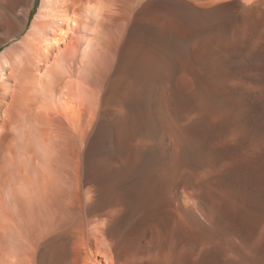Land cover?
<instances>
[{
	"label": "bare ground",
	"instance_id": "1",
	"mask_svg": "<svg viewBox=\"0 0 264 264\" xmlns=\"http://www.w3.org/2000/svg\"><path fill=\"white\" fill-rule=\"evenodd\" d=\"M150 2L155 6H164L162 16L169 17L170 24L188 23L193 28L190 35L184 32L176 35L181 44H207L213 34L220 35L228 29L222 24L215 26L210 23L206 26L209 20L217 17L234 19L237 23L260 15L258 21L264 24V0H41L27 30L37 0H0V49L10 40H16L0 52V264H117L114 254L111 256L112 253H109L112 249H109L111 243L107 227L116 220L119 207L117 205L118 208L107 211L96 209L95 196L101 184L96 177L84 176L91 163L88 160L85 162L83 148L92 131L97 129L98 135L103 134L114 118L125 114L123 103L114 96L118 91L110 88L108 94L102 97V90L95 85L98 81L93 80L96 77H91L95 68L110 63V53L114 48H109L112 45L116 47L112 39H115L114 35L120 27L118 20L141 15ZM130 24L120 67L130 72L126 85L132 94H143L152 99L150 92L160 83L156 76L151 77L150 72L156 70L154 63L163 53V36L155 31L147 33L144 24ZM197 57L196 67L209 61V70H216L218 60ZM256 61L251 62L254 64ZM225 69L231 70V63H227ZM242 86L232 85L227 88L228 92L222 91L223 87L215 90L217 98L221 93L225 101L241 104L234 110L233 105L227 106V102L226 107H221L223 103H220L224 100L219 99L222 100L220 102L213 91L203 87H198L197 93L185 96L191 103L189 112L195 110L198 114L203 109H209L208 106L216 112L220 106L226 113V119L215 127H209V123V126L204 123L206 113L205 117H201L202 112H199L201 118L195 114L190 125L185 127L178 119L190 118H184L186 112H182L183 117H178L176 124L179 144L176 153L172 152L177 155L182 184L179 185L180 179L177 178L179 170L176 173L167 171L171 173L168 176L166 171L156 172L155 176L152 174V183L147 181L150 185L145 186L144 192L141 189V209L151 204H157V208L165 199L168 201L166 212L171 213L174 220L181 217L185 219L184 223L200 230L195 236L194 232L193 235L190 232L194 239L192 252L199 257L197 264H264V86ZM122 94L124 96V92ZM114 98L115 106L109 108V102ZM133 99L137 107L142 104ZM216 100L220 103L212 107L211 103H216ZM145 110L142 112H149V109ZM143 116L142 119L148 118L140 121L144 122L143 125L155 124L152 120L154 114ZM125 117L124 120L121 117L122 122H128ZM130 120L133 122L134 119ZM189 142L191 148L187 146ZM98 147L101 149L102 145ZM135 147L140 154L151 155L146 143H138ZM104 159L107 161V158ZM207 160L211 163L199 165ZM92 163L98 166L100 161L96 158ZM117 171L118 168L113 169L114 173ZM181 187L179 194L177 190ZM142 220H151L157 226L163 223L162 214L157 211H146ZM203 243L206 248L202 251L200 244L203 246Z\"/></svg>",
	"mask_w": 264,
	"mask_h": 264
},
{
	"label": "rangeland",
	"instance_id": "2",
	"mask_svg": "<svg viewBox=\"0 0 264 264\" xmlns=\"http://www.w3.org/2000/svg\"><path fill=\"white\" fill-rule=\"evenodd\" d=\"M40 4H41V0H37L36 7L33 10L32 16L30 17V22H29L27 30L30 28L31 22L35 18L36 14L39 10ZM149 7H150V9H149ZM161 7L162 6H155L152 2H150L148 4V6L146 7V11L143 13H140L141 15H139V14L137 16L136 15H132V16L130 15L128 17L120 18L119 19L120 21L118 20V22L120 23V24L118 23L120 27H119V29H117V31L115 33L116 35H114L115 39H112V41H114L112 44H115L116 47L112 45V48H109L111 50L114 48L113 52L110 53V58H111L110 63L107 62L105 64V65H108V67H106L105 65H103V66H105V67H103L101 65L100 68L98 67L99 69L95 68L94 69L95 72L93 71L94 73L91 77L92 79L96 77L93 80H95V82H96V80L98 81L97 84H95V85H97V87L100 88V90H102L101 91L102 97H104L103 95H106L107 91H109L110 88L118 91V92L114 93V96H117V98L119 97V100L123 103V110H124L123 114H125V115H122L121 117L123 118V116L124 117L127 116V117H125V119L128 120V122L123 121V122H126L124 124L122 122V120H124V118L122 120H121V117L114 118L115 120H113V122L110 123V125H109L110 127L107 126V129H105L102 132L103 134L99 133V135H98V132H96L97 129L95 128L96 131L94 130L90 133V135L88 137L87 145L84 146V148H83V152L85 153L84 154L85 162L88 160L91 163V165H90L91 168L87 171L85 170L86 172H85L84 176L86 178L88 176H92L94 178L96 177V179H98L97 180L98 184L102 185V186L100 185L97 188V193H96L97 197L95 196V207H96V209L97 210L99 209L102 211L103 210L107 211V210H110L112 208H115L117 205L119 207V208L116 207L119 209L117 211L116 220L111 224V226L107 227L108 228L107 232L109 231L108 232V240L114 239L113 241L109 240V242L111 243L109 249L110 250L112 249L109 253L110 254L112 253L111 256L114 254L113 257L115 256L114 259L116 260L117 264H197L196 263L197 258H199V257H195V254L192 252L193 251L192 244H193L194 239H192L191 234H192V232H194L193 233L194 236L198 235L200 230L197 227H196L197 229L195 227L193 229L192 226H189L188 224L184 223L183 220H185V219H181V217H179V216H178L179 218L174 220V217L171 215V213L166 212L168 210V207L166 205V204H168V201L165 199H163V201H161L159 203L157 208H156L157 204H151L147 208H143L145 210L141 209L143 207L142 206V204H143V201H142L143 192H144L145 188L148 186V184L152 183V180L154 179L152 174L154 175V174H156V172H161V173L163 172L164 173L166 171V176H168L169 172L176 173V171L179 170V167H178L177 162H176L177 155L175 156L173 154V153H176V147L179 144L178 139H180L179 133H177L178 131L176 129L177 128L176 124L179 121L182 125L185 124L184 126L187 127L188 125H190L189 123L192 119H194L196 116L200 117L201 113H199V112H202L201 117L202 116L205 117L204 114L206 113L207 117L205 118L204 123H207L205 125H208V123H209L210 124V126L208 125L209 127H215V126H217V124H219L220 122H223L224 119H226V116H225L226 113L224 112L223 108H220V106L217 108V110L214 109V110H216V112L213 111V108H211L210 106H208L209 109L206 108V109L199 111L198 112L199 115L196 113L197 111L195 112V110L189 112V106L191 103H189V101L186 99L185 96L193 95L195 92L197 93L196 90L199 89L198 87H201V88L203 87L206 90L213 91L214 96L216 97V99L219 100V99L223 98V97H221L222 94L218 93L219 97L217 98V93H215V90H218V89L220 90L222 87H223L222 91L225 90L226 92H228V89L232 85L233 86H240V85L242 86V85L246 84V85L242 86L243 88L244 87L247 88L250 85H252L253 88H257L255 86H253V84H255L256 86H259L258 88H262L264 86V58H263L264 55H262V54H264V52H262V51H264V49H263L264 48V27H263L264 24H260V22H259L260 21V15H254L252 19H250V18L249 19L248 18L242 19V20H240L241 22L238 21L237 23L234 22L235 21L234 19L232 21L231 19H226V18L223 19L220 17H217L213 20H209V23L206 20V21H204V23L207 22L206 26H208L210 23H213L215 26L218 24L219 25L222 24L224 27H228V29H224V32H221L220 35L217 34L218 36L216 34H213V36H211L212 40L207 41V44L192 45V44H189L187 42L181 44L178 41V39L176 38V35L178 33H182V34L185 33L186 35H190L193 31V28L189 27L188 23H185V24L180 23L178 25L170 24L171 19H169V17L162 16V12L164 11V9H163L164 6L162 8ZM153 10H155V11H153ZM149 12H151V13H149ZM142 14H144V15L142 16ZM148 14H149V16H148ZM257 16H259V18H257ZM133 18H134V20H133ZM254 18H255V20H254ZM138 19H139V21H138ZM246 21L249 22L250 25L248 23H246V25H245ZM256 21L258 22V24ZM130 22L132 24H134V23L135 24H139V23L144 24L147 27L146 28L147 33L152 34L155 31V32H158L159 35L163 36V38L161 39L162 50H163L162 52L163 53L161 54L160 59H158V61H156L154 63L156 65V68H155L156 70H154L153 72L152 71L150 72V75L152 74L151 77L156 76L158 84L160 83L158 88H155V89H153V91L150 92V97L152 99H150L149 97H145L143 94H141V96L140 95L138 96L137 93L133 95L132 91H130L129 87L126 85L127 79L130 75V72H129V70L123 69L120 67V61H121V56H122L121 53L126 49V46H127L126 41L128 39L127 34L129 31V29H128L129 25L128 24H130ZM251 23H252V25H251ZM132 24H130V25H132ZM253 24H255V25H253ZM202 26H205V25L202 24ZM230 29H231V31H230L231 33L229 32L230 34L229 33L227 34L226 32ZM257 29H259V30H257ZM260 29H262V30H260ZM120 33H121V35H119ZM233 34H234V36H233ZM239 34H240V36H239ZM116 36H117V38L120 36V38L116 39ZM167 36H170V37L167 38ZM222 36H223V38H221ZM232 37H233V39H232ZM215 38H217V40ZM115 40H116V42H115ZM175 40H177V41H175ZM235 40H239V41L235 42ZM244 40H246V41H244ZM15 41L16 40H10L7 44H5L0 49V52H2V50L5 47L9 46L10 44H12ZM243 41H244V43H243ZM141 48H142V44H141V46L138 47L139 51ZM258 49L260 50V52L257 53ZM211 50H212V55L210 54ZM164 51H166V52H164ZM248 51H252V53L248 52ZM197 56L202 57V58L204 57L206 59L211 57L213 60H216V61L218 60V62L215 65V66H217L216 70H212V71L209 70V68H208V64H210L209 61L206 62L205 65H201L200 67H196L195 60H196V58H198ZM250 57H251V59H250ZM257 57H259V58H257ZM254 58L258 61L254 60ZM249 60H250V62H249ZM251 61H253V62L256 61L257 63L255 62L254 63L255 65H254ZM227 63L228 64L231 63L232 69L234 67L235 68L233 70L229 69V71H228V69H225ZM246 64H247V66H246ZM242 66H243V68H241ZM102 67H103V69H102ZM237 67H239L240 69H238ZM233 72H235V73H233ZM204 75H205V77H204ZM90 76H91V74H90ZM210 77H211V79H209ZM232 77H233V79H232ZM97 78H99V79H97ZM225 81L227 82V84L225 83ZM193 83L194 84L196 83L195 86L193 85ZM259 84H262L263 86L259 85ZM125 87L128 89V91H127V89H125ZM121 91H122V93L124 92V96H122L123 95L122 93H119ZM132 96L135 99H138V101H141L145 107L141 103L137 107L136 103L133 102L134 99ZM137 96H138V98H137ZM142 96H143V98H142ZM144 97L146 99L148 98V100L150 99V101H147ZM121 98H123V99H121ZM131 98H132V100H131ZM142 99H144L145 101ZM222 100L225 101V99H222ZM222 100H219V101L221 102ZM114 101H115V98H114V100L110 101L111 103L109 102V105H110L109 108H113L115 106ZM129 101H131L130 102L131 104L129 103ZM224 101L221 103L218 101L216 103H211L212 107L217 106L219 103H220V105L223 103V106H221V107H226V104H227V106L233 105L232 108L234 110L238 105H241L238 103H236L237 104L236 105L234 102H228V101L224 102ZM148 106H150V107H148ZM134 107H136L135 108L136 111H135ZM124 108L126 109L127 113H125ZM139 108H140V110H139ZM147 109H149L148 111L150 113L149 112H142L144 110L147 111ZM221 109H222V111H221ZM209 110H212L210 115H208ZM132 112L135 113L134 115H136L135 116L136 118L132 115L133 114ZM182 112L183 113L186 112L187 114L185 113L186 116L184 115V118H186L188 116V118H190V120L189 119L186 120L183 118L181 120L178 119V117L179 118L183 117ZM219 112H222V113H220V115H218ZM140 113L142 115H140ZM129 114H131V116ZM150 114H152V115L154 114L155 117L152 118V120L155 122L156 125L153 123L147 124V126H146V124L143 125L144 122L142 124V122H140V121H145L148 118L142 119V116L145 115L146 117H149ZM177 114H178V116H177ZM195 114H196V116H194ZM212 115H215V116H212ZM145 116H143V117H145ZM208 116H210V117H208ZM220 117H221L222 121L220 120ZM130 119H134L133 122H131L132 120H130ZM135 119L138 120V122L135 121ZM157 120H159L160 122H158ZM227 122H224L223 124L227 125L228 124ZM138 123H139V125H138ZM140 123L142 125H140ZM120 124L121 125L124 124V125L120 126ZM159 127H161V129ZM130 128H131V130H130ZM149 128H150V130H149ZM139 129L142 131L144 136H143V134L140 133ZM147 131H148V133H147ZM136 132H138V133H136ZM148 134L150 136H148ZM133 135L134 136L136 135V136L134 137ZM103 136H105V137H103ZM154 137H157V138H154ZM147 138H149V139H147ZM93 141H95V142H93ZM109 141H110V143H109ZM144 141H146V142H144ZM186 141L187 140H185V142ZM138 143H139V145H143V144L145 145V143H146V147L150 148L151 155L146 154L144 152L140 154V152L137 151V149L135 150V148H136L135 145L138 146ZM100 144L102 145V147H100V148L103 151H101V149H99V147H98V145L101 146ZM189 144H190V142L187 143V146L191 148V144H190V146H189ZM132 145H133V147H132ZM156 146H157V148H156ZM162 146H163V148L165 147L164 150H163ZM97 148H98L99 152H97ZM157 149L159 152H157ZM170 150H171V152H170ZM121 151L124 152L123 153L124 155L121 154L122 153ZM162 151L163 152L165 151L164 152L165 154ZM101 153H102V155H100ZM113 153L115 155H113ZM135 153L138 155H136ZM159 153L160 154L162 153L161 154L162 157ZM166 154L169 157L168 156L166 157ZM109 155H110V157H109ZM163 156L166 158V161H165V158ZM96 158L99 159V161H100V164L98 166L95 163H92V162H94V159L96 160ZM104 158H107L108 163H107L106 159H104ZM108 158H110V159L112 158L111 159L112 161L109 160ZM167 158H169V159H167ZM113 159H115V160H113ZM119 159H121L122 161L121 160L118 161ZM148 159H149V161H148ZM160 159H162V160H160ZM137 160H139V162ZM150 161H153V163L151 162V164H150ZM110 162H112V163L110 164ZM114 162H115V164L116 163L117 164L114 165ZM119 162H121L120 163L121 165L118 164ZM145 162L148 164L145 165ZM212 162L216 163V161H214V160H212ZM210 163H211V160H207L206 162L201 163L199 165L205 166V165H208ZM112 164L114 166H116V167H114V168H116V170L118 168L120 173L118 171H117V173L113 172L114 168L110 166ZM170 164L173 166H171ZM102 166H104V167H102ZM147 166H149V168ZM101 167L104 170H106V172L103 171V169ZM175 167L177 169H174ZM100 169H101V171H103L102 173H101ZM151 169H153L152 173L150 172ZM172 169H174V170H172ZM147 170H148V172L146 173ZM167 171H169V172L167 173ZM208 171H210V170H208ZM213 172L215 174L216 173L219 174L218 171L217 172L213 171ZM105 173H107V174H105ZM177 173H178L177 178L180 179L179 185H181L182 181H183V178L181 176V171L179 170V171H177ZM108 174H109V176H108ZM113 174L116 177H114ZM117 174H118V176H117ZM179 174H180V176H179ZM102 176H104V177H102ZM106 176H107V178H106ZM186 176H187V174H186ZM110 179H111V182H110ZM147 181L148 182L150 181V182L148 183ZM182 188L183 187H181L177 190V192L179 194L181 193ZM141 189L143 190V192L141 191ZM153 208L156 210H153ZM139 210H140V212H138ZM146 211L147 212H151V211L156 212L157 211L158 213L161 212L162 221L164 224L161 223V226L160 225L157 226L151 220H147V221L144 220L143 221L142 217L145 215ZM168 216H170V217H168ZM167 221H169L170 225ZM187 223H189L188 220H187ZM142 224H143V226H142ZM145 225H148V226H145ZM186 228L189 230H186ZM134 229H136L135 232H134ZM144 229H145V231H144ZM202 229H204V228H202ZM140 232H141V234H140ZM190 232H191V234H190ZM136 233H138V234H136ZM144 234H146V235H144ZM109 235L113 236L114 238L113 237L110 238ZM116 235H118V236H116ZM138 235H141V237L140 236L138 237ZM125 237L129 241L128 240L126 241ZM144 237H145V239H144ZM137 240H138V242H137ZM204 244L205 243H203V246H202V244H200L201 245L200 247H202V251H203V249L205 250V248H206ZM121 248L123 249V251L121 250Z\"/></svg>",
	"mask_w": 264,
	"mask_h": 264
}]
</instances>
